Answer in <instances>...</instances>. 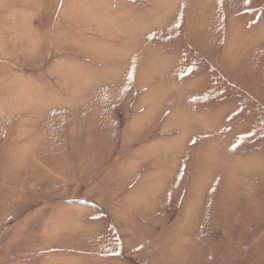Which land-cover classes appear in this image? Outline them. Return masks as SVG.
<instances>
[{
  "label": "rangeland",
  "instance_id": "374dc122",
  "mask_svg": "<svg viewBox=\"0 0 264 264\" xmlns=\"http://www.w3.org/2000/svg\"><path fill=\"white\" fill-rule=\"evenodd\" d=\"M0 264H264V0H0Z\"/></svg>",
  "mask_w": 264,
  "mask_h": 264
}]
</instances>
